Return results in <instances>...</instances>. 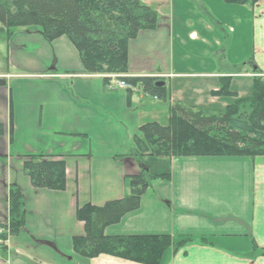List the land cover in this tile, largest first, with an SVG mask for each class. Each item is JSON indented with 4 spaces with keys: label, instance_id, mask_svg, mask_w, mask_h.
Masks as SVG:
<instances>
[{
    "label": "crops",
    "instance_id": "1",
    "mask_svg": "<svg viewBox=\"0 0 264 264\" xmlns=\"http://www.w3.org/2000/svg\"><path fill=\"white\" fill-rule=\"evenodd\" d=\"M169 6L170 16L157 17L153 30L129 41L127 60L128 76L162 78L165 102L138 86L109 91L103 77L85 72L66 37L47 41L39 28L25 36L38 35L41 51L25 50L26 61L0 71L6 83L0 87V224L8 221L10 187H19L24 199V225L0 248V264H137L76 255L73 239L84 236L77 208L101 207L127 195L123 179L140 171L128 156L133 138L142 125L155 122V110L164 108L169 117L174 103L203 109L184 105V93L195 85L203 86L201 93L195 89L189 96L217 106L224 98L212 94L222 78L264 80V0L253 6L171 0ZM175 42L179 58L187 50L211 55L223 61L220 71L188 57L178 63ZM32 56L41 64H32ZM28 155L63 161L65 189H34L22 171ZM165 169L170 180L153 183L139 208L107 227L105 236L193 240L165 252L160 264H264V157L172 158L164 161Z\"/></svg>",
    "mask_w": 264,
    "mask_h": 264
},
{
    "label": "trees",
    "instance_id": "2",
    "mask_svg": "<svg viewBox=\"0 0 264 264\" xmlns=\"http://www.w3.org/2000/svg\"><path fill=\"white\" fill-rule=\"evenodd\" d=\"M226 4L253 6L257 0H223ZM157 15L141 0H0V27L6 37L13 29L39 28L47 41L66 37L79 55L85 72L99 76L128 74V43L138 33L150 31ZM258 73V71H255ZM133 87L166 101L159 79L122 78ZM104 84L108 80L103 78ZM229 78L220 80L212 96L233 98L221 111L172 104L167 125L149 122L139 128L128 155L139 166V173L123 179L127 195L101 207L86 204L77 208L75 218L84 226V236L73 239L79 257L100 255L137 264H160L168 250L176 252L192 239L173 243L169 236L107 237L104 230L136 211L143 194L155 182H168L169 170L150 172L151 159L170 161L187 157H264V80L253 79L250 96L239 98L229 91ZM23 175L37 190L63 191L65 164L45 155L24 156ZM24 225V199L19 187L8 194V221L0 224V240L16 236ZM5 244L1 245L3 248ZM264 256V249L260 250Z\"/></svg>",
    "mask_w": 264,
    "mask_h": 264
},
{
    "label": "rangeland",
    "instance_id": "3",
    "mask_svg": "<svg viewBox=\"0 0 264 264\" xmlns=\"http://www.w3.org/2000/svg\"><path fill=\"white\" fill-rule=\"evenodd\" d=\"M171 0H141V3L150 7L153 11H155L158 20L160 19L161 21L164 18H167L168 16H170V14L168 15L169 12V4H170ZM194 3L192 4H197L199 5V1H193ZM176 15L172 14V16L174 17ZM177 21V18L175 21H173L174 23ZM178 22V21H177ZM29 29H38L36 27H25V28H20L17 29L16 34L14 35V37L12 38H6L5 36H2L1 34L4 33V29L2 27H0V71L1 72H6L7 71V67L11 68V64H15L16 62L20 63L21 61H26L27 57L24 55L25 54V50L27 51V53L31 54L32 52L38 54L41 51V45L40 43L37 41V36L38 35H29V36H25L27 30ZM14 30V29H13ZM13 30H11V32H13ZM10 32V33H11ZM223 37V45L227 44V38L226 35H222ZM10 39V40H9ZM174 49L175 51L173 52L172 56L174 60H178L179 62H183L184 59L186 57H188L190 60H194L196 62H199L200 64H204L205 68L209 67V66H213L215 67V71L219 72V62H223L222 60L218 59H212L211 55L210 56H204L201 55V52H197V53H193L192 51H188L187 50V55L184 58H179V53H181V50L178 46V44L175 42L174 45ZM21 55V53H23ZM190 55V56H189ZM24 56V59H23ZM187 59V58H186ZM32 64L35 62H38L40 65L42 60L41 58H39L38 56H32L29 60ZM226 64H228L227 60L225 59ZM249 60H247L248 62ZM222 66V65H221ZM204 68V69H205ZM231 68V67H229ZM46 69V68H44ZM232 69V68H231ZM234 70V69H233ZM201 87L203 88L202 85H195L193 86V90L192 88L189 89V91H186L184 93V100L186 101V104H184L185 106H195V105H200L199 107H202L203 109L209 110V107L212 108L214 111H221L224 109V106H222V104L224 103V105H229L230 103H232L233 98H224V100L219 101L218 105H210L209 103V99H207L206 101L203 100V97H192L189 96V93L191 92V94H195V92H193L195 89L197 90L198 93H201L199 90H201ZM252 89H253V79H247V80H238V79H233L230 81L229 83V91H233V92H237L239 93V98H246L248 96L251 95L252 93ZM216 106V108H215ZM223 107V108H221ZM210 111V110H209ZM155 116L153 118V121H155L157 124L159 125H167L169 117L167 116L166 109L164 108H158V110L154 111ZM149 163L150 166V172L152 173H161L164 172V161L162 160H157V159H151L147 161ZM166 165V163H165Z\"/></svg>",
    "mask_w": 264,
    "mask_h": 264
},
{
    "label": "built area",
    "instance_id": "4",
    "mask_svg": "<svg viewBox=\"0 0 264 264\" xmlns=\"http://www.w3.org/2000/svg\"><path fill=\"white\" fill-rule=\"evenodd\" d=\"M112 81H111V84L109 86V88L111 90H124V89H131L129 85L125 84L124 82L122 81H118L115 79V77H112L111 78ZM0 244H2V241L0 240Z\"/></svg>",
    "mask_w": 264,
    "mask_h": 264
},
{
    "label": "water",
    "instance_id": "5",
    "mask_svg": "<svg viewBox=\"0 0 264 264\" xmlns=\"http://www.w3.org/2000/svg\"><path fill=\"white\" fill-rule=\"evenodd\" d=\"M5 86V82L0 80V87H4ZM156 87H162L163 83H156L155 84Z\"/></svg>",
    "mask_w": 264,
    "mask_h": 264
}]
</instances>
